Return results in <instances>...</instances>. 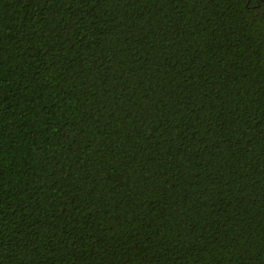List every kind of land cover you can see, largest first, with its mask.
Wrapping results in <instances>:
<instances>
[{
	"label": "trees",
	"instance_id": "16d2710c",
	"mask_svg": "<svg viewBox=\"0 0 264 264\" xmlns=\"http://www.w3.org/2000/svg\"><path fill=\"white\" fill-rule=\"evenodd\" d=\"M0 264H264V0H0Z\"/></svg>",
	"mask_w": 264,
	"mask_h": 264
}]
</instances>
